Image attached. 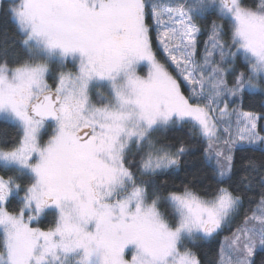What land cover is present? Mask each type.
<instances>
[{
    "label": "snow or ice",
    "instance_id": "1",
    "mask_svg": "<svg viewBox=\"0 0 264 264\" xmlns=\"http://www.w3.org/2000/svg\"><path fill=\"white\" fill-rule=\"evenodd\" d=\"M0 12V264H264V0Z\"/></svg>",
    "mask_w": 264,
    "mask_h": 264
},
{
    "label": "trees",
    "instance_id": "2",
    "mask_svg": "<svg viewBox=\"0 0 264 264\" xmlns=\"http://www.w3.org/2000/svg\"><path fill=\"white\" fill-rule=\"evenodd\" d=\"M8 0H4L2 5H7ZM5 32L7 37H5ZM14 32V24L10 19H8L2 12H0V41H3L5 38L11 42L12 34ZM254 106H259L261 100L258 97L252 98L249 101ZM18 135V131L11 124H6L3 121H0V146L7 140L9 143L12 142L13 138ZM164 135H167L169 138L173 136V133L170 131ZM44 139H47V135H44ZM200 166V163L193 156L186 157V162L183 165V168L188 171H194ZM185 179V172L182 170L175 179L176 183H179L181 180ZM247 206V205H246ZM227 234V232H225ZM218 245V241L215 242ZM193 251L197 252L198 257L201 259L202 264H212V261L215 257L216 247H194Z\"/></svg>",
    "mask_w": 264,
    "mask_h": 264
},
{
    "label": "rangeland",
    "instance_id": "3",
    "mask_svg": "<svg viewBox=\"0 0 264 264\" xmlns=\"http://www.w3.org/2000/svg\"><path fill=\"white\" fill-rule=\"evenodd\" d=\"M3 1H4V0H0V4H2ZM48 131H50V129H49Z\"/></svg>",
    "mask_w": 264,
    "mask_h": 264
}]
</instances>
